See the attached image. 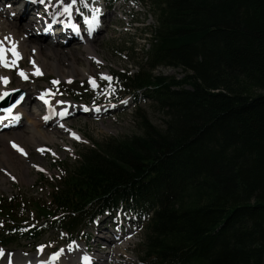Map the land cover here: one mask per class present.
<instances>
[{
  "label": "trees",
  "instance_id": "trees-1",
  "mask_svg": "<svg viewBox=\"0 0 264 264\" xmlns=\"http://www.w3.org/2000/svg\"><path fill=\"white\" fill-rule=\"evenodd\" d=\"M150 4L149 50L115 82L148 98L162 126L138 108V135L82 151L48 204L27 200L30 231L77 230L125 205L151 212L141 264H264V0ZM14 199H0V219L23 229Z\"/></svg>",
  "mask_w": 264,
  "mask_h": 264
},
{
  "label": "rangeland",
  "instance_id": "rangeland-1",
  "mask_svg": "<svg viewBox=\"0 0 264 264\" xmlns=\"http://www.w3.org/2000/svg\"><path fill=\"white\" fill-rule=\"evenodd\" d=\"M76 4L77 2L75 5ZM111 4L112 5L108 7L107 14L103 19L101 30L98 31L93 40L89 41L90 43L95 44V52L98 58H102L101 61H99L93 56L95 61L101 62L98 64L93 63L95 61L91 59L93 58L92 55L88 54L82 44L75 42L62 46L59 44H48L51 39H47V37L37 34L38 28L41 25H38V28L34 26L37 24V20L34 15L30 16L31 14L27 15L21 12L20 15L16 16L14 14H12L13 16L9 14V17L5 14L8 11L3 12V16L5 18L9 17L10 19H13L16 25L23 28V30L29 35V38L34 41L35 44L37 41H39L41 44L46 46L59 48L60 52L65 55L63 59L60 58L58 60L62 67H68L72 70L74 66H78L85 70V74L81 76H76V72L71 71V74L73 75L71 78L73 77L72 79L75 80L66 79L69 77L58 78L56 76L57 74L51 70L50 67H48L41 76L32 78L30 77L29 79H21L18 75V69L20 68L23 70V68H30L29 66L32 65L31 61L27 60V58H24L22 55L19 66L13 67L10 71L11 75L8 79V85L13 87V89L23 90L25 94L24 98L27 97V100H29L28 104H26V107L30 112L35 111L36 108V104L34 102L36 96L35 92L39 88L44 89L49 85H60L61 90L64 92L63 97L69 102L77 101L78 104L82 102L84 104H90V102H103L106 99H114L118 97V92L116 90L112 91L110 94L106 91L107 89L105 88V84L108 83L109 80L101 79V74H105L109 77V73L119 76V74L124 72L123 69H130V74H133L137 71L136 65L141 62L140 59L144 55L148 46L144 47L142 50L140 49L150 37V32L148 33V29L154 25L155 16L154 9L150 4V0H145L144 3L137 0H113L111 1ZM8 10L10 12L12 10L14 11L12 6H10ZM35 12L36 14H40L37 11ZM32 19H34L35 22L29 24V20ZM31 25L32 28H37L36 33L33 32V30H30L29 32ZM123 47H126L127 50L123 49ZM130 50H133L134 53H131ZM42 51L45 53L43 49ZM31 71L33 70L31 69ZM4 72H8V70H4ZM155 72L158 74L161 73L168 77L180 78L182 76L181 69L179 68H168L161 66L157 68ZM28 75H30V72ZM87 77H97V82L100 84V87L97 88L91 85L90 91L85 89L83 82H87ZM53 81H58V83H53ZM255 92L263 93L264 91L255 90ZM129 102L130 100H127L125 103ZM138 108L141 109L144 114H146L147 118L153 124L162 126L163 116L161 112H159L150 101H142L141 98H137L134 103H131L124 109L116 110L113 113H109L108 115L98 119L87 115H77L76 117L69 119L67 123L80 132L79 133L77 131V135L80 137L79 140L71 141L68 139L67 132H61V127H58L56 123L48 124L49 126H44L45 128H49L53 131H60L59 133H56L54 139L43 142V146L49 147L51 149V153L46 152V150L44 152H38L32 148V146H29V155L22 161V179H18L15 172L9 174L4 172V170H2L0 167V197L11 198L17 196L18 198H21L24 196L26 198L35 197L47 199L48 192L50 191L49 187L54 185L58 175L63 172L62 165L60 164L61 160H64L68 166L73 167L79 158V154H81L83 150L92 147L94 143L103 144L110 137L123 139L125 137L138 135L140 130L135 118V109ZM35 113L38 115L40 112ZM23 123L24 120H21L16 128L19 130L21 128L25 129ZM36 167L40 168L37 169ZM20 171L21 168H19V172ZM9 175H12L11 177L14 176V180H12ZM89 226L90 225L86 226L85 235H82V237H86L90 231L89 228L91 226ZM139 229L137 230V233L134 235V237L128 239L127 245H125L126 242L124 241L116 244L114 248L109 246L108 248L97 249L99 252L97 251L95 254H97V256L100 255V257L96 258L93 264H140V235L142 231L139 232ZM3 233L4 231H1L0 229V235ZM70 239H73V236H68L66 233L54 231L40 238V241L37 244L29 243L25 239H17L5 249L9 254L18 253L19 255H21L20 250H22L21 256H23V258H28L42 254L46 251V249L52 250L55 247L58 249H63L65 242ZM35 245H37V248ZM41 245L44 246L42 250L40 248ZM94 245L95 243L92 242L91 250H89L90 253H92L95 249ZM32 246L35 247L33 250H31ZM79 246V251L75 252L77 254L74 253L75 255L73 258L69 255H66L65 261H67V258L69 257L72 259H77L76 255L81 257V252L84 255V250L81 248L82 245ZM73 251L75 250H72V252ZM108 251L109 255L107 257L104 258V256H101L103 252L107 254ZM6 256L4 258H6ZM101 257L103 259H100ZM85 258L86 257H83L81 259L84 260ZM21 259L22 257L19 260ZM13 260L15 259L12 258L11 262Z\"/></svg>",
  "mask_w": 264,
  "mask_h": 264
},
{
  "label": "bare ground",
  "instance_id": "bare-ground-1",
  "mask_svg": "<svg viewBox=\"0 0 264 264\" xmlns=\"http://www.w3.org/2000/svg\"><path fill=\"white\" fill-rule=\"evenodd\" d=\"M86 2H92L91 0H84ZM71 0H64V3H70ZM44 4H48V2H44ZM49 4H52L55 6V15H57L56 13L59 12V14H65L63 11V5L62 4H58L56 3V0H51V2H49ZM78 4V3H77ZM76 4V5H77ZM76 5H73L72 10H74V8L76 7ZM33 6V5H32ZM37 6V5H36ZM78 6V5H77ZM27 11L24 12L22 11L23 14H28V12L30 11L29 7L25 8ZM35 10L34 8H31ZM3 10H0V41H2L3 43L0 44V48L4 49V58L8 59L9 63H11L13 60H15V65H19V62L21 61V57L22 55L24 56V58H27V60H30L32 65L29 66L30 68H25L24 73L26 75H28V73H32L33 71L36 72L37 70L41 71V72H45L46 69L48 67L51 68V70H53L57 75V77L59 78H65V77H69L71 78V76H73L71 74V71H75L76 72V76H81L85 74V70L82 69L81 67L78 66H74L72 68V70L68 67H62L61 63L58 62V60L60 58L63 59V57L65 56L63 53L60 52L59 48H52L51 46H46L44 44H41L39 41H37V43L35 44L34 41H32L29 38V35L23 30V28L18 27L16 25V23L13 21V19H10V12H6V16L9 17H4L3 16ZM33 12V11H31ZM29 12V13H31ZM35 12V11H34ZM44 14V11L41 9L39 11V13ZM34 14V13H33ZM36 14V13H35ZM11 16H13L11 14ZM36 20L39 19L38 15H34ZM58 16V15H57ZM4 17V18H3ZM41 19H45V18H41ZM34 19L29 20V24L34 23ZM34 29V28H33ZM100 31V29L98 30V28L96 29L95 33L93 34V36H95V34ZM26 33V34H25ZM29 38L27 39L26 38ZM89 39L85 38V41L82 42L83 47L86 49V51L88 52V54L92 55V57L94 56L95 58H97V60L101 61V59L98 58L97 54H96V48H95V44L90 43L88 41ZM69 42V41H67ZM42 49L45 51V53H43ZM13 51H15L16 53H18V57L13 55ZM93 59L95 61V59ZM34 62V63H33ZM97 62V61H95ZM1 63V62H0ZM30 65V64H29ZM31 69L33 71H31ZM20 71L22 69H19ZM24 70V68H23ZM80 72V73H78ZM78 73V74H77ZM11 74L10 71L8 72H4L2 69H0V77H6L7 79L9 78V75ZM88 75V74H87ZM92 76V75H91ZM94 76V75H93ZM24 76H22L21 78H23ZM93 78V77H92ZM95 79V78H94ZM13 87H10L8 85V83H5L4 80L0 79V95L2 93H4L5 91H7L8 89H12ZM17 88V87H16ZM39 92L44 93V90H40ZM38 92V95H39ZM29 100H27V97L24 98V100L16 106L15 110L18 111L19 113L23 114L21 115L23 118L21 119L22 121L24 120V127L25 129H17L15 127H10L8 128V130H2L0 131V167L2 168V170H4V172L6 173H13L15 172L17 175L18 179H22L23 178V164L22 161L24 160V158L26 156L29 155V146H32V148H34L36 151H40L42 149L43 146V142L54 139V136L56 135V133L60 132L59 130L57 131H53L50 130L49 128H45L44 126H49L48 124H51L53 122H56L59 120V122H57V126L58 127H65L67 128L68 125L64 122H62L60 124V109H63L66 107V105H69L67 102L66 105H62L59 107L58 112L55 116V118H57L55 120H52V122L45 124V121L43 120V116L39 117V115H37L35 112H30L27 107L26 104H28ZM73 108H70V110ZM12 113V112H10ZM9 112L6 111H1L0 115L3 114H10ZM67 115H72V113H70V111H66ZM70 132L75 133L73 130H70ZM14 145H18L19 148H22L24 151L21 152L19 150L18 147H15ZM19 168H21V171L19 172ZM12 176V175H9ZM74 247L71 249L75 250L73 252H70L69 249L68 250H64L61 259L63 260L64 264H76L74 261H76V259H73V262H68L65 261V256L69 255L72 258L74 257L76 251H79L78 248H80V246L78 244H74ZM75 253V254H74ZM109 255V252L107 254L101 255L107 257ZM80 256L83 258V254L81 252ZM10 257V258H8ZM22 256L19 255L18 253H13V254H8L6 256V258L2 259V264H7L9 262H11L12 258H14L15 260H19ZM87 257V256H85ZM88 259V257H87ZM100 259H103L102 257ZM83 260V259H81ZM86 260V259H84ZM1 262V261H0ZM101 264V263H98Z\"/></svg>",
  "mask_w": 264,
  "mask_h": 264
},
{
  "label": "snow or ice",
  "instance_id": "snow-or-ice-1",
  "mask_svg": "<svg viewBox=\"0 0 264 264\" xmlns=\"http://www.w3.org/2000/svg\"><path fill=\"white\" fill-rule=\"evenodd\" d=\"M40 3H44V0H39ZM77 2V0H71L70 3H64V0H56V3L58 4H62L63 5V11L65 14L67 15H71V12H72V8H73V5ZM84 0H81V3H83ZM76 11H79V9H76ZM57 15L59 14V12L56 13ZM85 20L87 23H89L90 26H95L96 23H98V21L96 20V16L94 15L91 19L85 17ZM73 28L75 29L76 28V25H73ZM78 30V29H77ZM3 42L0 41V44H2ZM4 52L5 50L0 48V62L4 63V65L6 67H14L15 66V60H13L11 63H9L6 59H4ZM13 55L14 56H17L18 57V53H16L15 51H13ZM34 63V62H33ZM37 75H39V70H37L36 72ZM20 75L21 76H24L25 78H27L26 74L23 72V70L20 71ZM0 79L4 80L5 83H7V78L6 77H0ZM101 79H108V80H111L112 78L111 77H108L106 76L105 74H101ZM53 83H58V81H53ZM89 83L93 86V87H96V81L94 78H89ZM111 87V86H109ZM51 93V90H46L44 94L41 95V99H45L46 95L50 94ZM4 95H7V93H4ZM3 96H0V99H2ZM47 102V101H46ZM17 103H19V101H17ZM4 111L6 112H11V109H5ZM45 119H47V117H45ZM72 135L74 137H76L77 139H79L78 136H76V133H72ZM15 147H18V145H14ZM19 150L21 152H23L24 150L22 148H19ZM43 245L40 246L41 250L43 249ZM71 247V246H69ZM60 251H63V249H61ZM5 255V252L3 249H0V256H4ZM60 255L59 252H56V253H53L52 254V258H56ZM87 259V257L85 258Z\"/></svg>",
  "mask_w": 264,
  "mask_h": 264
},
{
  "label": "water",
  "instance_id": "water-1",
  "mask_svg": "<svg viewBox=\"0 0 264 264\" xmlns=\"http://www.w3.org/2000/svg\"><path fill=\"white\" fill-rule=\"evenodd\" d=\"M23 94L22 90H17L13 93H11L10 95H8L0 104V106L2 108H7L9 106H12L15 101L17 100V98L21 97V95Z\"/></svg>",
  "mask_w": 264,
  "mask_h": 264
}]
</instances>
